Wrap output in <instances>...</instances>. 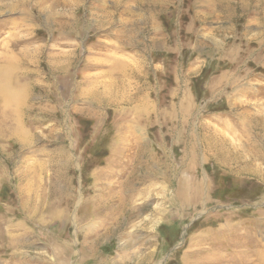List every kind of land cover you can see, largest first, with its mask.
<instances>
[{"label": "rangeland", "instance_id": "rangeland-1", "mask_svg": "<svg viewBox=\"0 0 264 264\" xmlns=\"http://www.w3.org/2000/svg\"><path fill=\"white\" fill-rule=\"evenodd\" d=\"M136 1L0 0V264H264V14Z\"/></svg>", "mask_w": 264, "mask_h": 264}, {"label": "crops", "instance_id": "crops-1", "mask_svg": "<svg viewBox=\"0 0 264 264\" xmlns=\"http://www.w3.org/2000/svg\"><path fill=\"white\" fill-rule=\"evenodd\" d=\"M161 0H137L136 1V9H140L139 12H132L128 16L130 20L133 22H148L152 28H149V35L146 37L148 40L152 41L153 46H158L159 39L165 37V35H169V29L165 26L163 16L164 13H161L158 17L157 11L155 9L158 6H162ZM232 0H190V8H189V21L183 23V26L180 28V36L181 40L182 35L186 34L187 31L193 32L194 24L201 23L200 26L204 27L208 20L218 19L221 20V25L216 28L217 31H231L234 29H246L248 21H245L241 27H239L234 18L237 16L238 20H246V16H250V19H255L260 14H264V0H235L237 2L236 5H233ZM157 5V6H156ZM235 7H238L239 11L236 13ZM137 10V11H138ZM102 15H105L106 18H111L112 12L110 9H105L102 12ZM162 17V18H161ZM243 17V18H242ZM245 18V19H244ZM223 21V22H222ZM139 24V23H137ZM223 24V25H222ZM201 27V28H202ZM207 27V26H206ZM144 30V25H138L135 28H129L127 37L128 43L134 46H142L143 40L141 39L140 32ZM198 30V29H197ZM206 29H203V33H205ZM179 31V30H178ZM163 34V35H162ZM166 35V36H167ZM192 35V33H191ZM214 32L211 31L209 36L199 37L198 46L200 48L206 47L209 43L214 47L221 45L220 41L215 40L212 38ZM189 38L190 36H185ZM135 41L137 44H135ZM203 41V43H202ZM241 48V45H239ZM133 54V59L139 61L138 59L142 60L141 51ZM164 51H157V53H163ZM202 51V56H206L207 60L211 59L210 52L205 53ZM209 54V55H208ZM136 57V58H135ZM140 57V58H139Z\"/></svg>", "mask_w": 264, "mask_h": 264}, {"label": "bare ground", "instance_id": "bare-ground-1", "mask_svg": "<svg viewBox=\"0 0 264 264\" xmlns=\"http://www.w3.org/2000/svg\"><path fill=\"white\" fill-rule=\"evenodd\" d=\"M13 45H16V44H13ZM8 69H9V67H7L5 64H3L2 63V60H0V92H1V100H2V102L4 103H10V102H15V100H12L13 98H10V99H8V96H6V95H3L4 94V92L3 91H5V90H7V89H10V87H11V85H10V81L9 82H7V80H6V76H5V74L7 73V71H8ZM10 86V87H9ZM2 92H3V94H2ZM8 99V100H7ZM4 107V106H3ZM1 109V108H0ZM125 203H127V202H125ZM103 206V205H102ZM118 208L119 207H122V206H117ZM117 208V209H118Z\"/></svg>", "mask_w": 264, "mask_h": 264}]
</instances>
